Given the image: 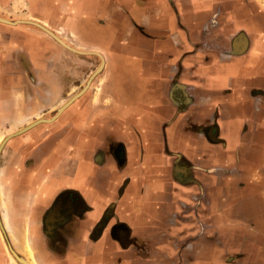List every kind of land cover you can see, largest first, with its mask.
Instances as JSON below:
<instances>
[{
  "label": "crops",
  "instance_id": "crops-1",
  "mask_svg": "<svg viewBox=\"0 0 264 264\" xmlns=\"http://www.w3.org/2000/svg\"><path fill=\"white\" fill-rule=\"evenodd\" d=\"M263 2L0 0L1 17L104 54L69 118L8 147L9 237L42 264H264ZM39 29L0 23V42L44 68L57 41Z\"/></svg>",
  "mask_w": 264,
  "mask_h": 264
},
{
  "label": "rangeland",
  "instance_id": "rangeland-1",
  "mask_svg": "<svg viewBox=\"0 0 264 264\" xmlns=\"http://www.w3.org/2000/svg\"><path fill=\"white\" fill-rule=\"evenodd\" d=\"M262 6L264 7V2L262 3ZM0 18L11 21H0L2 24H26L31 26L32 29L40 28L34 23L27 21L31 20L37 22L32 19H19L18 16L14 17L13 15L12 17L0 16ZM239 22L241 23L242 20ZM33 31L36 30H30L27 38L38 39L40 34ZM45 33L47 32L45 31ZM47 34L50 35L49 33ZM55 34L58 36L60 35L58 33ZM50 36L55 39L52 35ZM2 37L6 38L8 42V38H10L9 32L3 33ZM59 37L68 44L61 36ZM55 40L57 41V45L46 48L44 52L45 58L49 61L53 59V62L44 68H42V65L33 62L36 57L32 52L31 44H28L27 42L24 44H12V42H8L10 43L8 44L7 42H0V59H3V61L0 60V90L5 91V93L0 91V100L3 101V104H0V138L2 139L4 136L6 137L12 134L11 137L0 146V189L2 190H0V206H4L3 187L1 185L3 180V177L1 176L2 168L9 167L11 163L14 162V150H11L9 154H6V151L9 150L8 147L16 145L15 142H18V138L32 129H37L41 125L44 127V125L52 123L58 119L66 120L69 118L67 111L73 104L80 101L84 94H87L91 89L97 87L96 80L103 70V53L96 49H82L72 46V48H69L60 43L57 39ZM35 44L36 43L33 45ZM71 51L75 53L73 62L67 58V53H70ZM99 66H101V68H99ZM42 70L43 72L49 70L52 71V73H55V82L41 80L40 78L38 79L37 72ZM13 74H15V77ZM19 74H21V78ZM2 76L4 77L3 79ZM47 90L50 91L47 92ZM7 92L8 94H6ZM73 96H75L74 99H72L70 103L58 113V108L66 104L68 102L67 100ZM77 112V110H71L70 116L73 114L76 115ZM40 118H52V120H42L22 131H18ZM212 134L214 135V133ZM254 209L256 208L253 203L248 208L245 207L244 209H240V211L252 215L255 213ZM2 214V209H0V264H25L21 260L27 261V264H42L39 262L42 260L36 258L37 248L33 247L31 241L30 254L28 249H25L26 240L11 239L9 237V234L4 230L3 224L1 223ZM53 247L54 246L50 244L49 251L51 253L54 252ZM55 256H53V258ZM67 256L68 251L64 250L62 252V260L64 261V264L68 261ZM237 258L238 257H234L233 261L232 257H229L227 263H235V259Z\"/></svg>",
  "mask_w": 264,
  "mask_h": 264
},
{
  "label": "bare ground",
  "instance_id": "bare-ground-1",
  "mask_svg": "<svg viewBox=\"0 0 264 264\" xmlns=\"http://www.w3.org/2000/svg\"><path fill=\"white\" fill-rule=\"evenodd\" d=\"M42 25V24H41ZM44 26V25H43ZM62 41V40H61ZM62 43H64V42H62ZM65 44V43H64ZM69 47V46H68ZM101 66H102V64H101ZM101 66H99V68H101ZM72 98L73 97H71L70 99H69V101L66 103V104H64L62 107H59L58 108V113L59 112H61L62 111V109L72 100ZM57 113V114H58ZM42 120H47V121H50V120H52V118H50V119H45V118H40V119H38V120H36L35 122H32V123H30L28 126H26V127H24V128H22L21 130H18V131H22V130H24V129H26V128H28V127H30L31 125H33V124H35V123H37V122H39V121H42ZM11 135L12 134H10V135H8V136H4V137H2V139L0 138V146L2 145V144H4V142L9 138V137H11ZM26 248L25 249H28V252L31 254V252H30V249H31V244H30V241L27 239L26 240ZM27 252V251H26ZM21 261H23L25 264H27L28 262L27 261H25V260H21Z\"/></svg>",
  "mask_w": 264,
  "mask_h": 264
},
{
  "label": "water",
  "instance_id": "water-1",
  "mask_svg": "<svg viewBox=\"0 0 264 264\" xmlns=\"http://www.w3.org/2000/svg\"><path fill=\"white\" fill-rule=\"evenodd\" d=\"M0 21H4V22H11V21H8L6 19H3V18H0ZM28 22H32L34 23L35 25L39 26L40 28H42L43 30H45L47 33H49L50 35H52L55 39H57L60 43L64 42L58 35H56L53 31H51L50 29H48L47 27L41 25L40 23L38 22H34V21H31V20H27ZM62 40V41H61ZM65 43V42H64ZM62 43V44H64ZM65 46H69V48H72L70 45L68 44H64ZM75 96H73L72 99H74ZM70 103V102H69ZM68 105V104H67ZM43 121H47V120H43Z\"/></svg>",
  "mask_w": 264,
  "mask_h": 264
}]
</instances>
